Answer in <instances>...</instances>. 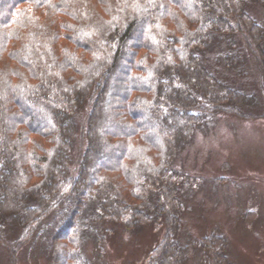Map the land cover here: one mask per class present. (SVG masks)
Returning <instances> with one entry per match:
<instances>
[{"label":"trees","instance_id":"obj_1","mask_svg":"<svg viewBox=\"0 0 264 264\" xmlns=\"http://www.w3.org/2000/svg\"><path fill=\"white\" fill-rule=\"evenodd\" d=\"M252 6L264 15V0H0V230L91 264L84 244L104 223L162 225L147 264H185L173 164L212 118L253 116L232 78L251 53L264 72ZM200 246L227 262L223 237Z\"/></svg>","mask_w":264,"mask_h":264},{"label":"rangeland","instance_id":"obj_2","mask_svg":"<svg viewBox=\"0 0 264 264\" xmlns=\"http://www.w3.org/2000/svg\"><path fill=\"white\" fill-rule=\"evenodd\" d=\"M249 12L264 26L261 7L252 6ZM251 48L256 51L254 44ZM257 63L255 55L248 54L247 74L232 73L234 82L254 93L253 116L212 118L195 130L174 161L183 202L180 230L174 237L185 247V264H213L210 251L200 246L211 235L226 241L225 264H264V72ZM249 107L244 110L251 111ZM83 146L78 134L74 163ZM107 229L111 233H105ZM20 233L0 230V264H11V253L14 264H61L47 244L33 236L16 244ZM165 233L162 225L131 233L106 222L101 231L86 238L83 251L91 264H147L150 251ZM66 249L63 245L59 251ZM64 264L79 263L65 260Z\"/></svg>","mask_w":264,"mask_h":264}]
</instances>
